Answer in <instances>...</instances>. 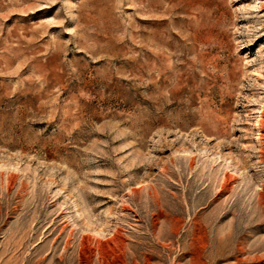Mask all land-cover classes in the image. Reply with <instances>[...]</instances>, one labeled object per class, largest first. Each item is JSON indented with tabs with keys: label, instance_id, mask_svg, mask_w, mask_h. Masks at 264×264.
<instances>
[{
	"label": "rangeland",
	"instance_id": "rangeland-1",
	"mask_svg": "<svg viewBox=\"0 0 264 264\" xmlns=\"http://www.w3.org/2000/svg\"><path fill=\"white\" fill-rule=\"evenodd\" d=\"M0 264H264V0H0Z\"/></svg>",
	"mask_w": 264,
	"mask_h": 264
},
{
	"label": "bare ground",
	"instance_id": "bare-ground-1",
	"mask_svg": "<svg viewBox=\"0 0 264 264\" xmlns=\"http://www.w3.org/2000/svg\"><path fill=\"white\" fill-rule=\"evenodd\" d=\"M109 239V238H108ZM111 239H109L108 241H110ZM100 241V240H99ZM99 243V242H98ZM100 250V249H99Z\"/></svg>",
	"mask_w": 264,
	"mask_h": 264
}]
</instances>
